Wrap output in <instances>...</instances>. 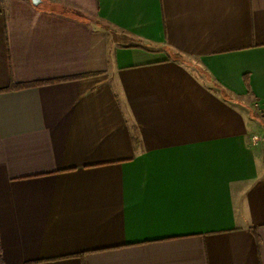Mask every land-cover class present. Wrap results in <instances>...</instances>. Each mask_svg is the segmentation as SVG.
Listing matches in <instances>:
<instances>
[{
    "label": "crops",
    "instance_id": "obj_1",
    "mask_svg": "<svg viewBox=\"0 0 264 264\" xmlns=\"http://www.w3.org/2000/svg\"><path fill=\"white\" fill-rule=\"evenodd\" d=\"M0 264H264V0H0Z\"/></svg>",
    "mask_w": 264,
    "mask_h": 264
},
{
    "label": "trees",
    "instance_id": "obj_2",
    "mask_svg": "<svg viewBox=\"0 0 264 264\" xmlns=\"http://www.w3.org/2000/svg\"><path fill=\"white\" fill-rule=\"evenodd\" d=\"M27 85L28 84H25V83H12L8 90H10V89L11 90L20 89V88H23V87H25Z\"/></svg>",
    "mask_w": 264,
    "mask_h": 264
},
{
    "label": "water",
    "instance_id": "obj_3",
    "mask_svg": "<svg viewBox=\"0 0 264 264\" xmlns=\"http://www.w3.org/2000/svg\"><path fill=\"white\" fill-rule=\"evenodd\" d=\"M35 5H37L39 2H40V0H31Z\"/></svg>",
    "mask_w": 264,
    "mask_h": 264
}]
</instances>
